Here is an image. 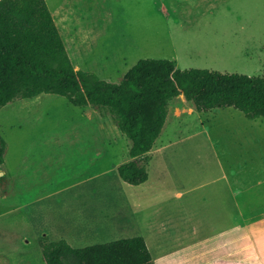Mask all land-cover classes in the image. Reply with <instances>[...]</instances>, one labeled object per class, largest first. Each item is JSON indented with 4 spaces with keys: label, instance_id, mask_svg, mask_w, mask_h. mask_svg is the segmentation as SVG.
I'll return each mask as SVG.
<instances>
[{
    "label": "crops",
    "instance_id": "obj_1",
    "mask_svg": "<svg viewBox=\"0 0 264 264\" xmlns=\"http://www.w3.org/2000/svg\"><path fill=\"white\" fill-rule=\"evenodd\" d=\"M68 1L62 0L54 12L68 54L90 50L94 30L78 28L67 14ZM157 1L164 20L173 22L166 33L180 47L170 58L179 69L264 75L258 21L255 27L254 21L239 22L235 29L224 22L243 18L224 11L233 3L254 0ZM178 97L147 155L145 183L126 187L116 174L119 166L111 162L109 182L102 184L100 174L83 178L74 204L61 203L54 212L39 206L49 198L46 183H34L29 209L51 227L41 228L39 243L42 238L64 239L84 248L143 237L155 252V264H264V120L234 108L201 114L184 94ZM108 154L115 159L117 152ZM154 154L159 166L153 177ZM68 191L60 188L53 196Z\"/></svg>",
    "mask_w": 264,
    "mask_h": 264
},
{
    "label": "rangeland",
    "instance_id": "obj_2",
    "mask_svg": "<svg viewBox=\"0 0 264 264\" xmlns=\"http://www.w3.org/2000/svg\"><path fill=\"white\" fill-rule=\"evenodd\" d=\"M61 1L46 0L56 22L54 12ZM68 2L71 7L67 14L77 27L94 30L90 38L92 49L76 54L69 51L73 64L96 73L103 80L119 83L140 60H170L180 49L174 37L166 33L172 29L173 22L164 20L157 10V0H80L78 7L77 0ZM224 11L243 15L235 22L230 18L224 21L229 28L235 29L240 26L239 22L247 25L250 21H254L255 27L258 21L260 37L264 39V0L238 1ZM179 101V97L172 99L170 108ZM1 111L0 132L7 142V150L5 162L0 166V264H45L37 235L41 228L51 227L38 222L36 211L29 209V191L36 187L34 183H46L45 194L49 198L40 207L54 212L65 203L70 208L83 178L100 174L102 184L109 182L112 171L108 167L130 161L132 143L107 109L78 107L57 94L19 98ZM114 150L115 159L108 154ZM157 166L159 158L154 154L150 167L153 177ZM64 187L69 189L67 193L53 196Z\"/></svg>",
    "mask_w": 264,
    "mask_h": 264
},
{
    "label": "trees",
    "instance_id": "obj_3",
    "mask_svg": "<svg viewBox=\"0 0 264 264\" xmlns=\"http://www.w3.org/2000/svg\"><path fill=\"white\" fill-rule=\"evenodd\" d=\"M41 94L66 97L78 107L107 109L132 143L120 178L149 179L148 154L163 131L169 102L184 94L199 113L234 108L264 120V75L208 69L181 70L167 59H142L119 83L76 69L46 0H0V110ZM7 142L0 132V166ZM45 264H155L143 237L75 248L66 240L40 241Z\"/></svg>",
    "mask_w": 264,
    "mask_h": 264
},
{
    "label": "bare ground",
    "instance_id": "obj_4",
    "mask_svg": "<svg viewBox=\"0 0 264 264\" xmlns=\"http://www.w3.org/2000/svg\"><path fill=\"white\" fill-rule=\"evenodd\" d=\"M2 112H3V111H1V113H0V114H2Z\"/></svg>",
    "mask_w": 264,
    "mask_h": 264
}]
</instances>
